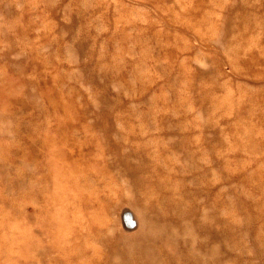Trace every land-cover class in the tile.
Returning <instances> with one entry per match:
<instances>
[{
    "label": "rangeland",
    "instance_id": "1",
    "mask_svg": "<svg viewBox=\"0 0 264 264\" xmlns=\"http://www.w3.org/2000/svg\"><path fill=\"white\" fill-rule=\"evenodd\" d=\"M0 264H264V0H0Z\"/></svg>",
    "mask_w": 264,
    "mask_h": 264
}]
</instances>
